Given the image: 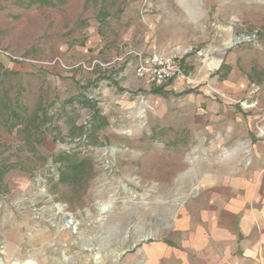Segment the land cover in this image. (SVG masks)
Here are the masks:
<instances>
[{
	"label": "rangeland",
	"instance_id": "rangeland-1",
	"mask_svg": "<svg viewBox=\"0 0 264 264\" xmlns=\"http://www.w3.org/2000/svg\"><path fill=\"white\" fill-rule=\"evenodd\" d=\"M130 51L192 84L128 86ZM237 162L264 166V0H0V264H157Z\"/></svg>",
	"mask_w": 264,
	"mask_h": 264
},
{
	"label": "crops",
	"instance_id": "crops-1",
	"mask_svg": "<svg viewBox=\"0 0 264 264\" xmlns=\"http://www.w3.org/2000/svg\"><path fill=\"white\" fill-rule=\"evenodd\" d=\"M133 58L134 74L122 72L128 86L138 81ZM167 86L155 93L172 94L168 88L180 84ZM230 166L202 185L169 235L148 246L157 264H264V166Z\"/></svg>",
	"mask_w": 264,
	"mask_h": 264
},
{
	"label": "built area",
	"instance_id": "built-area-1",
	"mask_svg": "<svg viewBox=\"0 0 264 264\" xmlns=\"http://www.w3.org/2000/svg\"><path fill=\"white\" fill-rule=\"evenodd\" d=\"M128 55L137 57L135 75L145 87H158L169 82L184 83L189 86L192 84L182 61L183 56L178 53L154 52L144 55L141 52L130 51L125 57ZM119 59L123 60V58Z\"/></svg>",
	"mask_w": 264,
	"mask_h": 264
},
{
	"label": "trees",
	"instance_id": "trees-1",
	"mask_svg": "<svg viewBox=\"0 0 264 264\" xmlns=\"http://www.w3.org/2000/svg\"><path fill=\"white\" fill-rule=\"evenodd\" d=\"M155 92H159V90L157 89ZM86 162V160H80L76 163H69L68 165H66V169L64 171H61L60 180L62 182L68 183L75 182V180L83 172Z\"/></svg>",
	"mask_w": 264,
	"mask_h": 264
},
{
	"label": "bare ground",
	"instance_id": "bare-ground-1",
	"mask_svg": "<svg viewBox=\"0 0 264 264\" xmlns=\"http://www.w3.org/2000/svg\"><path fill=\"white\" fill-rule=\"evenodd\" d=\"M102 210L106 211L107 210V206H104ZM72 226H74V220L73 219H67L66 227L71 228ZM24 264H34V263L29 261V262H26Z\"/></svg>",
	"mask_w": 264,
	"mask_h": 264
}]
</instances>
